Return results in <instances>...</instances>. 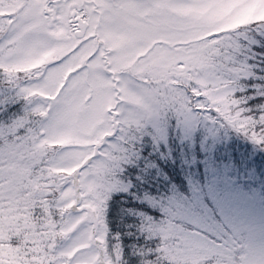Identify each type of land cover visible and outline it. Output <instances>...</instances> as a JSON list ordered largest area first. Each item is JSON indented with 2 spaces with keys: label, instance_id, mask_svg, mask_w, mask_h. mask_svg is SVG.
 <instances>
[{
  "label": "snow or ice",
  "instance_id": "1",
  "mask_svg": "<svg viewBox=\"0 0 264 264\" xmlns=\"http://www.w3.org/2000/svg\"><path fill=\"white\" fill-rule=\"evenodd\" d=\"M0 264H264V0H0Z\"/></svg>",
  "mask_w": 264,
  "mask_h": 264
}]
</instances>
